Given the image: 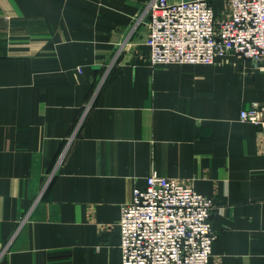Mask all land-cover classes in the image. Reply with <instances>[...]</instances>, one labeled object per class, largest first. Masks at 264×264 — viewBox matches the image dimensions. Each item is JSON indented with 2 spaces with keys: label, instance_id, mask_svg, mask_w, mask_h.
<instances>
[{
  "label": "crops",
  "instance_id": "crops-1",
  "mask_svg": "<svg viewBox=\"0 0 264 264\" xmlns=\"http://www.w3.org/2000/svg\"><path fill=\"white\" fill-rule=\"evenodd\" d=\"M146 2L0 0V264H122L121 207L154 173L214 200L208 264H264L261 127L241 120L264 71L151 65Z\"/></svg>",
  "mask_w": 264,
  "mask_h": 264
},
{
  "label": "built area",
  "instance_id": "built-area-1",
  "mask_svg": "<svg viewBox=\"0 0 264 264\" xmlns=\"http://www.w3.org/2000/svg\"><path fill=\"white\" fill-rule=\"evenodd\" d=\"M227 1L218 14L208 0H147L137 23L148 28L149 63L211 65L235 55L264 71V0ZM241 120L261 127L264 154V104L242 110ZM213 207L188 181L149 175L121 207L122 264H208Z\"/></svg>",
  "mask_w": 264,
  "mask_h": 264
}]
</instances>
